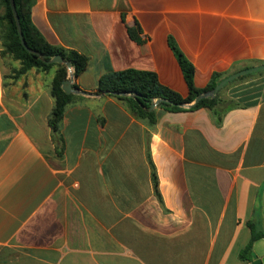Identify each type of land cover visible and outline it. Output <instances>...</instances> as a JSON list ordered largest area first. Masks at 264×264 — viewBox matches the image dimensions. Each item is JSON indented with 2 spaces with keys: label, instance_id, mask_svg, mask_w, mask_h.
<instances>
[{
  "label": "crops",
  "instance_id": "1",
  "mask_svg": "<svg viewBox=\"0 0 264 264\" xmlns=\"http://www.w3.org/2000/svg\"><path fill=\"white\" fill-rule=\"evenodd\" d=\"M31 18L49 44L90 58L74 84L96 95L104 74L137 69L187 97L170 37L198 88L264 63V0H35ZM137 24L141 42L129 34ZM2 50L0 41V264L264 258V238L252 262L241 258L248 223L264 232V75L227 84L222 97L238 106L221 123L208 108L157 107L151 126L113 95L73 94L54 137L56 67L19 74Z\"/></svg>",
  "mask_w": 264,
  "mask_h": 264
},
{
  "label": "trees",
  "instance_id": "2",
  "mask_svg": "<svg viewBox=\"0 0 264 264\" xmlns=\"http://www.w3.org/2000/svg\"><path fill=\"white\" fill-rule=\"evenodd\" d=\"M15 3L20 17L24 38L29 48L41 53L47 60L55 56H60L65 62H70L76 79L87 71L90 63V58L87 55L76 50L53 46L36 30L31 18L32 7L35 0H15ZM0 8L2 9V13H0V40L3 47L1 52L2 57H10L14 61L20 62L21 67L18 70L19 74H26L32 69H38L42 72H47L54 67L57 69L51 86V95L55 99V106L49 117V126L54 133V137H56V132L62 123L67 106L76 98L75 95L64 92L62 88V83L68 78V68L65 64L45 63L38 56L29 53L21 43L10 0H0ZM139 31L140 27L137 24L136 27L129 29V34L132 39L141 42L142 40L138 36ZM169 45L180 64L188 84L189 95L187 97H183L174 90L162 85L155 72L137 69L111 71L104 74L99 80L98 92H111V95L122 101L134 116L139 119L148 120L149 124L154 126L157 122V113L156 110L150 111L149 109L155 100L166 99L172 102L173 104L162 102L158 106L166 111L179 112L187 110V108L182 107V105L194 102L200 94L214 90L227 78L226 75L222 73H214L209 84L205 88H198L195 84L196 69L192 62L179 48L173 37L169 38ZM261 64L263 65L264 63ZM258 73L263 74L264 71ZM251 75L253 74L240 77L238 80H243ZM228 87L229 85L222 89L216 97L201 99L195 107L189 110L193 111L201 108L211 109L214 111L218 122L221 123L224 115L230 109L238 106L234 102L223 99V92ZM74 88L79 89V86L74 84ZM117 93H129L131 95L121 96L116 95ZM222 104L226 107L220 109ZM152 179L155 190L159 192V180L153 164ZM248 225L252 230V238L248 246L242 251L241 258L247 262H252L253 244L257 240L264 238V232L258 230L256 224L253 222H249Z\"/></svg>",
  "mask_w": 264,
  "mask_h": 264
},
{
  "label": "water",
  "instance_id": "3",
  "mask_svg": "<svg viewBox=\"0 0 264 264\" xmlns=\"http://www.w3.org/2000/svg\"><path fill=\"white\" fill-rule=\"evenodd\" d=\"M10 5H11V9L13 11L14 17H15V22L17 25V29H18V33L21 39V43L23 45V47L29 52L32 53L36 56H38L43 62L48 63V64H56V63H60V64H65L68 68V78L62 83V88L64 90V92H66L67 94H76V95H84V96H106V95H111L112 93L109 91L103 92V93H99L98 95L96 94H92V93H88L85 91H82L80 89H75L74 88V83H75V75H74V70L73 67L71 65L70 62H65V60L60 57V56H55L49 60L46 59V57L44 55H42L41 53L31 49L28 47L25 38H24V34L22 31V27H21V22H20V17L16 8V3L15 0H10ZM260 71H264V64L260 65L258 67H254V68H250V69H245L242 71H239L237 73H234L233 75L227 77L226 79H224L214 90L210 91V92H206L203 94H200L192 103H188V104H184L182 105V107L190 109L195 107L199 101L203 98H213L216 97L219 92L230 82H233L234 80L246 76L248 74H252V73H257ZM116 95H121V96H130L131 94L129 93H117ZM162 102H167L169 104H173L172 102L166 100V99H157L154 101V103L152 104V106L150 107V111L155 110L160 103ZM250 264H264V258L263 259H257L255 261H253Z\"/></svg>",
  "mask_w": 264,
  "mask_h": 264
},
{
  "label": "rangeland",
  "instance_id": "4",
  "mask_svg": "<svg viewBox=\"0 0 264 264\" xmlns=\"http://www.w3.org/2000/svg\"><path fill=\"white\" fill-rule=\"evenodd\" d=\"M0 10H1L0 13H2V9H1V8H0ZM0 41H1V40H0ZM51 75H52V74H47V78H49L48 80L51 79ZM256 75H257V76H260V75H264V73H263V74H262V73H261V74H259V73H258V74H254V76H256ZM252 76H253V75H252ZM257 76H256V77H257ZM230 102H233V101H230Z\"/></svg>",
  "mask_w": 264,
  "mask_h": 264
}]
</instances>
